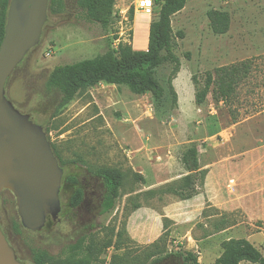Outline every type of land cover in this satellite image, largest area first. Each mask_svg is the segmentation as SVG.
Here are the masks:
<instances>
[{
	"label": "rangeland",
	"instance_id": "obj_1",
	"mask_svg": "<svg viewBox=\"0 0 264 264\" xmlns=\"http://www.w3.org/2000/svg\"><path fill=\"white\" fill-rule=\"evenodd\" d=\"M61 1L60 13L47 8L39 43L5 83L7 99L43 127L60 156L64 179L69 178L59 194L62 210L56 223L37 233L22 227L11 231L20 261L32 264L31 247L63 254L82 235H92L102 244L109 229L117 231L121 226L126 230L124 244L106 248L99 255L104 262L95 264H108L111 255L123 253L127 263L182 264L181 258L169 253L157 262L153 259L158 254L146 258L158 249L190 252L197 264H215L223 251L221 242L229 238L247 239L264 256V220L256 218L252 209V185L257 180L252 152L264 147V0H186L171 17L173 33L183 32L174 46L180 61L172 80L177 104L171 108L168 96L158 110L149 93L134 94L126 85L103 81L58 108L60 94L47 86L53 67L93 58L108 49L117 52L120 42L134 50L145 49L152 17L137 16L136 0H115V14L104 27L89 20L76 0ZM209 9L229 13L226 33L211 31ZM242 61L251 68L230 102L217 101L209 92L201 105L194 103L192 75L202 77L205 71ZM171 68L164 64L157 70L164 85ZM191 144L196 145L199 165L207 173L197 194L183 200L179 194L186 186L181 179L188 171L181 156ZM100 167L124 173L115 208L105 214L100 206L102 182L89 172ZM260 174L264 179V169ZM70 179H77V186L86 191L81 211L65 207L73 190ZM0 205L7 224L19 223L9 191L1 192ZM221 205L229 210L218 208Z\"/></svg>",
	"mask_w": 264,
	"mask_h": 264
},
{
	"label": "trees",
	"instance_id": "obj_2",
	"mask_svg": "<svg viewBox=\"0 0 264 264\" xmlns=\"http://www.w3.org/2000/svg\"><path fill=\"white\" fill-rule=\"evenodd\" d=\"M10 0H0V44L4 36L7 9ZM115 0H76L78 8L84 11L87 18L106 27L114 10ZM186 0H154V14L151 17L148 28L147 45L144 50H134L128 43L120 42L117 52L106 50L93 58L83 59L71 64L57 65L49 73L47 86L55 89L60 94L58 108L65 106L79 92L90 88L98 82H106L115 85H126L134 94L149 93L152 97L155 109L164 107L168 96L171 99V108L176 107L177 93L172 84L180 69L179 58L174 53L175 38L183 37L181 30L173 33L171 17L183 9ZM48 9L51 13L58 14L62 11L61 0H50ZM133 14V10H130ZM156 15V18L154 16ZM206 17L211 31L214 34H224L229 29L230 15L227 11L209 9ZM185 56L189 58V53ZM164 64L171 65V72L164 85L157 77V70ZM250 64L242 61L237 64L221 65L212 71H205L202 77L191 76L194 87V103L201 105L208 93L213 99L224 103L230 102L240 82L248 75ZM236 116H232V122H236ZM48 139V135H47ZM53 154L61 165V159L51 145ZM198 150L196 145H189L181 156V163L188 173L181 179L186 186V191L180 193L181 199H188L197 194L198 186L203 184L207 173L198 162ZM91 175L101 180L103 195L101 200L102 213H109L115 208V203L120 197V189L123 185L124 173L113 168L100 167L90 169ZM69 179V178H67ZM74 181V179H70ZM165 190V188H164ZM82 197L80 190H76L71 197L72 205H77ZM18 232L19 223H13ZM225 225L222 229H225ZM220 229V230H222ZM219 230V229H218ZM126 230L120 227L117 231L109 229V234L104 243L99 244L94 236H80L73 244L69 245L67 252L52 255L46 250L30 248L32 264H95L103 263L99 255L108 247L120 248L124 244ZM223 249L215 264H240L242 261L253 264H264V256L247 239L229 238L221 242ZM166 252V251H165ZM163 249L149 253L146 258H154L161 261L167 258ZM163 253V256H162ZM181 258L182 264H197L196 257L185 251L169 253L168 256ZM125 254H113L108 264H142L132 261L124 262Z\"/></svg>",
	"mask_w": 264,
	"mask_h": 264
},
{
	"label": "water",
	"instance_id": "obj_3",
	"mask_svg": "<svg viewBox=\"0 0 264 264\" xmlns=\"http://www.w3.org/2000/svg\"><path fill=\"white\" fill-rule=\"evenodd\" d=\"M49 0H10L0 44V194L15 198L21 226L40 231L47 216L56 218L62 168L43 127L15 108L5 83L30 49L39 43ZM0 264L19 261L0 229Z\"/></svg>",
	"mask_w": 264,
	"mask_h": 264
},
{
	"label": "crops",
	"instance_id": "obj_4",
	"mask_svg": "<svg viewBox=\"0 0 264 264\" xmlns=\"http://www.w3.org/2000/svg\"><path fill=\"white\" fill-rule=\"evenodd\" d=\"M148 28H149V24L147 25V29ZM147 39H148V36H147ZM173 86H175L174 83H173ZM252 153H253L252 168H253V171H255L257 174V180H255L252 185V205H253L252 209L255 211L256 218H258L259 220H264V179H263V174H260V171L263 172V169H264L263 167L264 166V147L263 145L254 147ZM218 208H220L221 210H229L227 209L226 205L225 206L221 205Z\"/></svg>",
	"mask_w": 264,
	"mask_h": 264
},
{
	"label": "flooded vegetation",
	"instance_id": "obj_5",
	"mask_svg": "<svg viewBox=\"0 0 264 264\" xmlns=\"http://www.w3.org/2000/svg\"><path fill=\"white\" fill-rule=\"evenodd\" d=\"M54 156H55V155H54ZM58 164H59V166L61 167L59 161H58ZM61 168H62V167H61ZM62 171H63V168H62ZM92 177L97 178V177H95V176H93V175H92ZM64 178H65V177L63 176V172H62V179H61V184H60V188H59V194H60V191H61V188H62L63 181H67V180H68V179H64ZM97 179H98V178H97ZM70 182H71V184H72L71 187H72L73 190H72V193H71L70 197L68 198V201H67L65 207L67 206V208H71V209H73V210H80V211H81L82 208L84 207V203L87 202V201H86V191H85V189L83 190L82 188H79V187L77 186V184H78L77 179H74V181H71V180H70ZM76 190H80V191H81V193H82V197H81L79 203H78L77 205H74V206H73L72 203H71V197L73 196V194L75 193ZM4 191H7V190H4ZM10 193H11V192H10ZM101 200H102V198H101ZM59 201H60V199H59ZM15 206H16V205H15ZM100 206H101V201H100ZM85 207H87L86 204H85ZM61 210H62V207H61V204H60V209H59L58 214L61 212ZM101 211H102V208H101ZM58 214H57V216H56L55 219L52 218L51 216H47L44 226L47 225L48 223H51V224L56 223L57 220H58ZM18 219H19V218H18ZM5 220H6V219H5L4 210L2 209V207H1V205H0V229L2 230L3 234L5 235V238H6L7 242H8V244L13 248L14 253H15L17 259L20 261V258H19V255H18V251H17L15 245L13 244V242H12L11 239H10V233H11V231H12V232H15V229H14L13 223L11 222V224H7V223L5 222ZM4 222H5L6 224H4ZM19 222H20V221H19ZM44 226H43V227H44ZM21 227H22V226H21ZM22 228H23V227H22ZM23 229H24V228H23ZM26 231H27V230H26ZM29 232H30V231H29ZM38 232H39V231H38ZM32 233H37V232H32Z\"/></svg>",
	"mask_w": 264,
	"mask_h": 264
},
{
	"label": "built area",
	"instance_id": "obj_6",
	"mask_svg": "<svg viewBox=\"0 0 264 264\" xmlns=\"http://www.w3.org/2000/svg\"><path fill=\"white\" fill-rule=\"evenodd\" d=\"M132 10H133V7H132ZM134 10L138 12L137 16L140 15L142 19L143 18L148 19L153 14L152 11L154 10V0H136L135 5H134ZM116 41L118 42V40L117 39L115 40L114 46L117 44ZM176 251H177L176 249H169L168 251L165 252V254L172 253V252L175 253Z\"/></svg>",
	"mask_w": 264,
	"mask_h": 264
}]
</instances>
